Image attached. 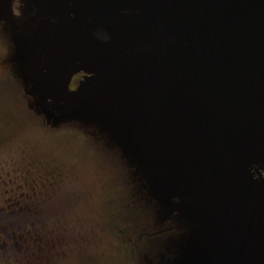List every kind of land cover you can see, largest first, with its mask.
Wrapping results in <instances>:
<instances>
[{
    "label": "rangeland",
    "instance_id": "1",
    "mask_svg": "<svg viewBox=\"0 0 264 264\" xmlns=\"http://www.w3.org/2000/svg\"><path fill=\"white\" fill-rule=\"evenodd\" d=\"M200 1H193L195 7L185 0L182 8L174 2L166 18L170 24L153 33L148 43L158 42L148 48L147 39L124 30L140 20L136 16L147 13L145 0H0V113H14L19 123L14 130L0 122V133L8 137L0 140V217L29 218L39 209L45 213L39 217L40 226L7 228L2 239L15 230L17 240L3 243L0 264H86V260L114 264L122 241L124 264H172L165 259L173 255L172 247L166 253L163 236H157L158 243L145 241L146 234L159 226L178 227L181 239L185 238L187 253L180 264H264V194L254 196L239 189L244 195H237L239 204L231 191L222 186L216 190L210 177L215 158L205 164V178L197 179L204 193L188 188L181 196L184 192L176 186L164 211L140 216L145 217L135 224L137 232L129 217L137 219L140 213L127 214L129 208L124 210L121 238L112 227L113 240L104 230L107 213L114 208L108 197L116 191V178L128 181L124 170L110 166L118 156L108 153L104 158L99 144H93L100 141L86 127L96 125L98 119L116 117L123 108L124 113L139 116L142 105L159 117L171 115L170 131L176 139L164 127L153 140L156 151L173 154L176 173L183 168L182 142L193 146L196 119L218 131L240 125L238 132L264 134V61L248 43L214 36L212 24L231 3L264 13V0H204L208 11L200 8ZM130 9L138 13H128ZM161 43L165 45L154 51ZM127 45L135 49L125 81L123 55L116 66L123 67L121 75L114 65L109 67L107 80L88 90L85 103L69 102L97 82L106 63ZM11 74L25 82L20 96L15 97L17 84ZM226 90L232 91V98L221 95ZM91 98L98 108L85 109ZM81 117L87 119L78 120ZM146 131L137 127L135 134ZM220 146H214V155L220 154ZM176 177L180 181L181 175ZM220 180L225 184L223 177ZM33 181L45 192L33 190ZM124 183H120L123 188ZM236 184L239 187L241 182ZM173 206L179 212L171 214ZM179 221L183 226L175 224ZM41 227L46 236H39Z\"/></svg>",
    "mask_w": 264,
    "mask_h": 264
},
{
    "label": "trees",
    "instance_id": "2",
    "mask_svg": "<svg viewBox=\"0 0 264 264\" xmlns=\"http://www.w3.org/2000/svg\"><path fill=\"white\" fill-rule=\"evenodd\" d=\"M164 45L165 44L161 43V45L157 47V50L154 51L160 50ZM131 57V53L124 56V81L128 74L127 67H129ZM114 70H116L118 75H121L123 72V67L119 68L118 66L114 68ZM11 75V80H13L17 84V86L14 84L15 97L20 96V91L23 90L24 92L25 82H22V79L20 77H17L15 74ZM105 79L107 80V78ZM110 80L111 79H108V81ZM117 80H120V76ZM26 93L29 92L27 91ZM86 93L87 95L84 96ZM90 94V92L86 91L82 96L76 97L75 100L70 99L69 102L82 100V103H85L87 101L85 97H90ZM223 94H229V96H226L228 98L233 97V93L231 90L221 92V95ZM90 102L85 104V106H87L84 107L85 109H92V107L98 108L97 101H95V99H92V102ZM128 104L129 101L125 102L124 106ZM140 105L141 104L138 103V107H140ZM224 105H227V103L222 104L221 107H223ZM139 109L142 111V115L134 116L124 113L123 108V112L119 110L120 113L118 116L111 119H98V125L96 124L86 127L87 129L90 127L89 130L93 131L89 132L93 134L95 132V139L96 141L99 140L100 142L93 141V144H99L97 146L104 154V158L108 153L110 155L114 154L118 156V161L112 163L113 165L110 163V166L114 169L120 168L121 172L124 170V174L128 181V183H124V178L117 177V186L115 188L116 191L114 192L113 190L112 194L108 197L110 201L109 203H114V208L107 213L108 220L106 221L108 222L104 223V230L107 229L108 231L107 236L110 235L111 237L113 229L120 238L122 235H124V210H126V208H129L127 214L131 213V215H135L140 213L137 219L129 217L134 225L135 232H137L135 224L138 223L139 220L140 222H142L143 218L145 217L140 216L152 214L153 212H155L156 215L157 210L160 213L164 211L166 209L168 200L172 195L171 192L176 191V186H180L183 190L184 194H182L181 196H186L188 188H195L198 191H202V193H204L205 190H203V183L197 182V179L205 178L206 172L204 166L205 164H207V162H209L208 160L210 158H215V166L212 169L213 174H211L210 177L214 178L213 186H215L216 190L218 186H222L224 187L223 190L231 191L233 197L237 196L238 194L244 197V195L240 192L242 190L250 191L254 196L260 195L262 193L264 194V184H262V182H264L263 133L253 130V134H247V132L245 131L238 132L240 125H238V129L235 130L218 131L211 129V124L209 122H206L203 119H196L194 122V127H196L197 129L193 131L190 141V144L192 142L193 146H188L187 144L182 142L181 148H183L184 151L183 154H181L180 159L182 160L183 168L176 173V171L173 170L175 166L172 165L173 154L170 152H163L161 154V152L156 151V141L153 140L154 135H156L164 127L168 130L170 138L172 140L176 139V136L170 131L172 118H169L171 117V115L168 114L166 116L159 117L156 112L145 108L143 105ZM56 111H59V113H57L59 115L62 112L61 109ZM81 119L84 121L87 118L84 117L83 119L81 117L78 120ZM0 122H4V125L7 127H14V130L19 124L16 120L15 114L10 113L9 111L0 113ZM204 125H206L207 130L204 128ZM220 125L227 126L228 123L222 122L220 123ZM137 127L146 128L147 131L142 135H136ZM2 132L5 133V129H3ZM89 132L87 133L88 135ZM6 137L7 136H5V134L0 133L1 141H6V139L8 138ZM218 144L221 145L219 150L220 154L216 156L214 155L212 149L215 145ZM167 161H170V168L167 166ZM105 165L108 167L106 162ZM112 172L114 176V171L112 170ZM174 173L175 177L173 176ZM176 175H181L179 179L180 181H178ZM221 177L226 180L225 184H223L220 180ZM236 180L241 182V185L239 187H237ZM37 182L38 181L32 182L35 184L33 186H36L32 189L37 191L40 190V192L43 191L44 193L45 190L41 189L40 184ZM130 182L131 184L129 185ZM120 183H124V188L120 185ZM225 195L231 198V195ZM124 197L125 199H127V202H124ZM261 199H263V197H261L259 200ZM238 203L242 204V200H238ZM42 208L48 210V208L45 206H43ZM173 211L179 212L174 206L170 213L172 214ZM170 213L168 217H171ZM44 215L45 213H43V210L39 209L32 212L30 216L27 215L29 218H27L25 215V217H19L16 215H5L4 217H0V249H5L6 246L4 245L9 244V240H12V238L17 240V232L15 230L14 232L6 236L7 240L2 239L3 236L8 232V227L21 229V224H25V227L34 228L37 226L36 223L38 224V226H40L43 220H39V217ZM116 217H118V223L115 222ZM149 217L152 218L151 215H149ZM155 220L154 222H156ZM180 223L181 222L179 221L175 224L178 226ZM128 227L130 230H132L130 224ZM44 228L41 227V229H39L40 237L46 236V230ZM177 228L178 227L173 226L164 229L163 227L159 226V228L155 229L154 232L150 234L147 233L145 239L147 243L149 241L152 243H158L157 236H163L161 240L165 238L164 249L166 250V253L169 251V248L172 247L171 254L173 255L171 256V258L170 256L166 258L164 256L165 252L159 250L161 251L160 255L163 254L165 259L168 262L171 261L172 264H180V262H183V259L186 257L187 253V248L184 245L185 238L184 240L181 239L182 235L178 234L177 231H179V228ZM41 240L45 241L46 239ZM111 240H113V234ZM127 250L129 252V248ZM119 251L122 252L118 256V258H115L116 260L114 264H124V256H122L124 254L123 241L119 246ZM177 251H180V254L179 256L174 258V255ZM145 256L147 260H150V257H148L147 255ZM187 256L188 258L192 257V255L190 254H187ZM85 263L94 264L90 260H86Z\"/></svg>",
    "mask_w": 264,
    "mask_h": 264
},
{
    "label": "water",
    "instance_id": "3",
    "mask_svg": "<svg viewBox=\"0 0 264 264\" xmlns=\"http://www.w3.org/2000/svg\"><path fill=\"white\" fill-rule=\"evenodd\" d=\"M184 1L183 0H145L147 4V13L141 16L140 15L136 16L139 17L140 20H136L135 22L128 24L129 26L124 27V30H127L128 32L136 33L137 35H141L145 39H147V41L146 40L144 41L147 44L146 47L153 46L154 43L157 44L158 42L157 40L156 42L153 41V43L152 42L148 43L153 39V33L163 32V29L167 27L168 23L170 24V21L166 22V18H168L167 16L168 9L170 8V6L175 2L180 6V8H182L183 6H186L183 4ZM188 1L193 4V1L197 2L198 0H188ZM206 1H210V0H206ZM206 1L201 0L199 2L200 8L206 10L207 5H205L204 3ZM178 5L176 8H178ZM193 5L195 6V4ZM225 9L226 10L224 11L221 18H218L214 22H212V24L214 23L213 35L222 40H229L231 42H237V43H248L251 47L255 48V50L261 55L260 58L264 61V13L256 9L249 8L246 5H239L235 3H231L227 5ZM127 12L133 14L138 13V11L131 9L127 10ZM150 12H152V14ZM195 13L196 12H194L193 14ZM78 18L82 20L80 16ZM197 20L200 21V19ZM193 21L196 20L193 19ZM156 24H158L157 27ZM114 44L119 45V43L117 42ZM125 44L126 43L124 42V45ZM131 46L127 45L126 48L127 50H125L121 54H118L114 59L112 58L111 60H109L106 63V65L107 64L108 65L107 66L105 65V68L103 69L102 73L99 74L100 76H98L97 82L91 84L89 87L84 88L83 91L80 92V94H83L89 88L95 86L99 81L104 79V76L109 71V67H112L113 65L116 67L117 64L120 62L121 56L123 55L126 56L135 49V47L129 49V47ZM76 94L79 95V92Z\"/></svg>",
    "mask_w": 264,
    "mask_h": 264
}]
</instances>
